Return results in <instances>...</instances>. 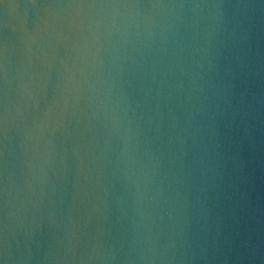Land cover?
Wrapping results in <instances>:
<instances>
[{"label": "water", "instance_id": "water-1", "mask_svg": "<svg viewBox=\"0 0 264 264\" xmlns=\"http://www.w3.org/2000/svg\"><path fill=\"white\" fill-rule=\"evenodd\" d=\"M5 256L264 264V3L0 0Z\"/></svg>", "mask_w": 264, "mask_h": 264}, {"label": "clouds", "instance_id": "clouds-1", "mask_svg": "<svg viewBox=\"0 0 264 264\" xmlns=\"http://www.w3.org/2000/svg\"><path fill=\"white\" fill-rule=\"evenodd\" d=\"M261 2L264 3V0H261ZM165 6L166 5H153L152 7H165ZM202 6H207V5H200V4L193 5V7H202ZM132 7H137V6L136 5H132ZM177 7L183 8L184 5L180 4V5H177ZM215 7L220 8L221 5L217 4V5H215ZM146 19H150V18H146ZM0 264H8L7 256H5L4 258L0 259Z\"/></svg>", "mask_w": 264, "mask_h": 264}]
</instances>
